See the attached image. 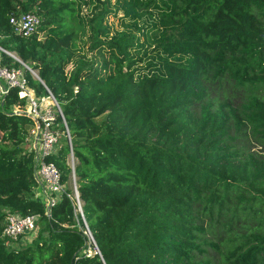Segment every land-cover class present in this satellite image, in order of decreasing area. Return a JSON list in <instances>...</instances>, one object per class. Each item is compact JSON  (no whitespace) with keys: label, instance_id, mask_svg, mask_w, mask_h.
<instances>
[{"label":"trees","instance_id":"trees-1","mask_svg":"<svg viewBox=\"0 0 264 264\" xmlns=\"http://www.w3.org/2000/svg\"><path fill=\"white\" fill-rule=\"evenodd\" d=\"M21 12L40 20L28 36L9 23ZM262 34L264 0H0V45L71 144L44 159L63 188L47 213L9 90L0 264H264ZM8 213L38 215L30 243L2 236Z\"/></svg>","mask_w":264,"mask_h":264},{"label":"built area","instance_id":"built-area-1","mask_svg":"<svg viewBox=\"0 0 264 264\" xmlns=\"http://www.w3.org/2000/svg\"><path fill=\"white\" fill-rule=\"evenodd\" d=\"M39 21V17L30 12H21L11 15L9 18L14 33L21 36L32 34L39 25ZM4 57H10L12 61H4ZM15 61L20 63L19 67L13 65ZM23 68L28 69L13 52L0 45V102L5 99L11 88L19 89L18 96L26 99L24 110H21V112L28 115L34 122L30 130V141L28 140V142L35 154V176L41 184L42 193L48 202V206L55 201L53 195L62 192L63 188L60 182L59 170L53 163L46 162L44 159L56 152L62 135L66 137L71 148L70 135L62 110L52 94L46 89L47 96L37 97L28 86ZM28 71L36 78L33 70ZM15 111L19 110L15 109ZM57 118L60 119L64 127L63 132L57 128ZM70 155L73 159L71 150ZM74 191L78 210L81 212L76 188H74ZM37 221L38 215L35 214L21 216L17 213H8L5 217L2 236L7 238V242L10 240L16 241L20 236H23V238L31 236L38 228ZM84 233L88 238V242L94 245L90 232L86 229Z\"/></svg>","mask_w":264,"mask_h":264},{"label":"rangeland","instance_id":"rangeland-1","mask_svg":"<svg viewBox=\"0 0 264 264\" xmlns=\"http://www.w3.org/2000/svg\"><path fill=\"white\" fill-rule=\"evenodd\" d=\"M14 54H15V53H14ZM33 73L36 74L35 71H34ZM99 120H101V118H99ZM26 145L29 146V144H26ZM68 160H69V162H70V164H71L75 159H74V158L72 159L71 155L69 154V156H68ZM32 238H33V237H31V236H27V237L24 238V240H25V241H29V242H27V243H30V241L32 240ZM89 252H90V251H89Z\"/></svg>","mask_w":264,"mask_h":264},{"label":"water","instance_id":"water-1","mask_svg":"<svg viewBox=\"0 0 264 264\" xmlns=\"http://www.w3.org/2000/svg\"><path fill=\"white\" fill-rule=\"evenodd\" d=\"M262 37H263V39H264V34H262ZM21 63H23L22 61H21ZM24 64V63H23ZM26 67H28L27 65H25ZM27 70H31L29 67H28V69ZM36 78L38 79V80H40L39 79V77L37 76V74H36ZM41 83L43 84V82L41 81ZM1 103V106H3V104H4V99L0 102ZM17 112H21V111H17ZM50 205L51 204H49L48 206H47V213H49V208H50Z\"/></svg>","mask_w":264,"mask_h":264}]
</instances>
